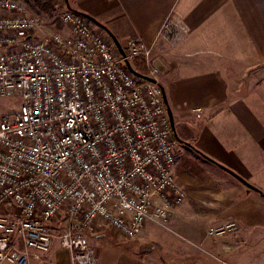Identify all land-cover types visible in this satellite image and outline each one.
<instances>
[{
	"label": "built area",
	"instance_id": "built-area-1",
	"mask_svg": "<svg viewBox=\"0 0 264 264\" xmlns=\"http://www.w3.org/2000/svg\"><path fill=\"white\" fill-rule=\"evenodd\" d=\"M59 18L62 31L43 36L22 1L0 0V99L20 100L0 114V264H28L54 239L71 264H95L89 234L134 238L185 199L152 44L129 38L121 55L83 15ZM187 32L166 18L156 38ZM137 58L155 81L127 68Z\"/></svg>",
	"mask_w": 264,
	"mask_h": 264
},
{
	"label": "crops",
	"instance_id": "crops-1",
	"mask_svg": "<svg viewBox=\"0 0 264 264\" xmlns=\"http://www.w3.org/2000/svg\"><path fill=\"white\" fill-rule=\"evenodd\" d=\"M68 3L97 20L120 45L129 38L152 44L158 83L179 142L173 174L185 192L172 220L183 224L187 237L217 254L203 264H264V0ZM166 18L188 32L175 42L156 38ZM194 109H200L199 117ZM225 222L236 224L238 237L254 246L240 255L231 253L242 242L227 235L213 237L229 244L210 245L206 227ZM99 232L88 235L95 264H180L186 258L171 260L165 248L143 253L121 235L112 241ZM28 264L71 262L54 239L46 252L32 250Z\"/></svg>",
	"mask_w": 264,
	"mask_h": 264
},
{
	"label": "rangeland",
	"instance_id": "rangeland-1",
	"mask_svg": "<svg viewBox=\"0 0 264 264\" xmlns=\"http://www.w3.org/2000/svg\"><path fill=\"white\" fill-rule=\"evenodd\" d=\"M20 1L23 2L28 13H30L33 16H38V18L40 19L42 23L41 34L43 36H47L54 32L62 31L63 25L60 21L59 15L66 8L65 4H63V6L61 7L57 6L54 10L45 13L41 11L39 5L35 3V0H26V1L20 0ZM36 1L44 2L45 0H36ZM262 71L263 72L260 76L264 74V69H262ZM19 104H20V100L18 97L0 99V114L14 113L18 109ZM181 204L182 202L180 204L171 206L166 218L164 219L147 220L143 228L141 229L140 233L134 238H130V239L127 238L128 240L126 242L131 243L133 246H135L139 251H142L143 253L151 252V251H157L160 253L162 249L165 248L167 251L170 250L171 260H175V259L177 260L179 259V255L182 256L185 255L184 257L186 258L183 259L180 258V264H191V263L203 264L206 261V259L211 258V256L212 257L216 256L217 254H211V249L208 246H205L200 242L198 243L197 238L195 239L192 237H187L184 232L183 224H179L177 223V221L172 220L173 214H177V206ZM225 223H231V222H225ZM209 229L210 227L208 225L206 227V230L204 231L206 241L210 242V245H214V246H216V244H218L219 241L224 244L227 243L229 244V242L223 240L222 238L213 237V236L224 237L227 235L228 237L231 236L232 238L234 236L238 237L239 235L236 232L237 231L236 224L226 229L225 232H221L217 234L214 233L210 234ZM190 230H195V229L192 228ZM101 232H103L105 237H107L112 241H114L112 239L113 236L119 235L108 228L101 230ZM234 240L235 241L238 240L239 242H242V244L238 246V248L235 247L230 250V252L234 254L240 255L241 252L247 251L249 248L254 246L248 241L244 242V240L241 237L235 238ZM93 241L91 242L93 243V245H95V242Z\"/></svg>",
	"mask_w": 264,
	"mask_h": 264
},
{
	"label": "water",
	"instance_id": "water-1",
	"mask_svg": "<svg viewBox=\"0 0 264 264\" xmlns=\"http://www.w3.org/2000/svg\"><path fill=\"white\" fill-rule=\"evenodd\" d=\"M65 3H66V8L72 10L71 7H70V5H69V3H68V0H65ZM73 11H74V10H73ZM75 12H77V11H75ZM77 13H79V12H77ZM79 14H81V15H83L84 17L88 18V19H89L90 21H92L95 25H97V26L103 28V30H104L106 33L110 34L111 39L113 40V42H114V44H115L117 50L119 51V53H120L121 55H124V51H123V49H122L120 43L115 39V37H114V36H113V35H112V34H111V33H110V32H109V31L103 26V25H101L97 20H95L94 18L90 17V16L87 15V14H82V13H79ZM127 68H128L130 71H132L134 74H137L138 76H141L140 74H138V73H136L135 71L132 70V68H131V66H130L129 63H127ZM141 77L144 78V79H147V80H149V81H155L154 79L149 78V77H147V76H141ZM162 94H163V92H162ZM163 100H164V103H165V97H164V94H163ZM166 111H167V114H168V117H169V120H170V123H171V127H172V118H171V114H170L169 110L166 109ZM172 130H173V127H172ZM224 169H225V171L229 172L231 175H233L234 177H236L239 181H241V182H242L243 184H245L246 186H248V187H250V188H254V187H252L250 184H248L245 180H243L241 177H239L237 174H235L234 172H232L231 170L226 169V168H224Z\"/></svg>",
	"mask_w": 264,
	"mask_h": 264
},
{
	"label": "trees",
	"instance_id": "trees-1",
	"mask_svg": "<svg viewBox=\"0 0 264 264\" xmlns=\"http://www.w3.org/2000/svg\"><path fill=\"white\" fill-rule=\"evenodd\" d=\"M35 3L37 5H39L41 11L45 12V13H48L49 11L54 10L57 6L61 7V6H63V4L66 5L65 0H45L44 2H39V1L35 0ZM130 66H131L133 71L140 74L141 76L146 75V69H145V66H144L142 59H140V58L133 59L130 62Z\"/></svg>",
	"mask_w": 264,
	"mask_h": 264
}]
</instances>
